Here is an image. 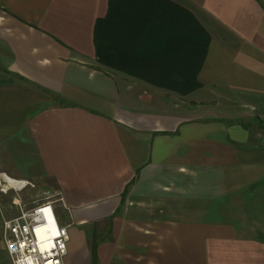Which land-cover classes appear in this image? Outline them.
<instances>
[{
  "label": "crops",
  "instance_id": "crops-1",
  "mask_svg": "<svg viewBox=\"0 0 264 264\" xmlns=\"http://www.w3.org/2000/svg\"><path fill=\"white\" fill-rule=\"evenodd\" d=\"M167 1L210 39L185 96L97 62L109 0H0V153L54 203L63 264H264V0Z\"/></svg>",
  "mask_w": 264,
  "mask_h": 264
},
{
  "label": "trees",
  "instance_id": "trees-1",
  "mask_svg": "<svg viewBox=\"0 0 264 264\" xmlns=\"http://www.w3.org/2000/svg\"><path fill=\"white\" fill-rule=\"evenodd\" d=\"M154 35L166 36V40L149 50L147 41ZM209 41L208 34L188 11L167 0H109L107 14L96 21L93 33L99 64L153 86L170 87L167 90L181 96L198 88L196 76ZM185 46L189 56L180 59V65H187L188 71L168 72V66L177 63L172 54ZM92 258L95 260V246Z\"/></svg>",
  "mask_w": 264,
  "mask_h": 264
},
{
  "label": "built area",
  "instance_id": "built-area-1",
  "mask_svg": "<svg viewBox=\"0 0 264 264\" xmlns=\"http://www.w3.org/2000/svg\"><path fill=\"white\" fill-rule=\"evenodd\" d=\"M24 183L0 174V192H13L15 214L2 218L1 231L10 264H63L69 234L58 223L54 203L23 204L19 191Z\"/></svg>",
  "mask_w": 264,
  "mask_h": 264
},
{
  "label": "rangeland",
  "instance_id": "rangeland-1",
  "mask_svg": "<svg viewBox=\"0 0 264 264\" xmlns=\"http://www.w3.org/2000/svg\"><path fill=\"white\" fill-rule=\"evenodd\" d=\"M10 155L8 154H3L0 153V164H2L1 166V170H3V175L4 176H8L10 178H14L20 181L21 183H24L22 189L19 191V195L20 198L23 201V204H25L26 206H31L35 203L36 200H41V197H44L45 194H43L44 192H46L44 190V187L41 186V181L39 180H33V179H29V180H23L20 179V175H19V170L18 165H15V162H13L10 158ZM19 161V159H18ZM16 167L17 171H15V169L13 167ZM11 172L14 173L13 175H11ZM1 174V173H0ZM38 183V184H37ZM43 194V195H42ZM15 194L12 192H7V193H1L0 192V207H1V213H2V218H10L15 214V211L12 209L11 206V202L12 199L14 198ZM48 197L47 195L44 197L46 198ZM43 198V199H44ZM62 218L64 220V222H68V216L66 214V212L62 211Z\"/></svg>",
  "mask_w": 264,
  "mask_h": 264
}]
</instances>
